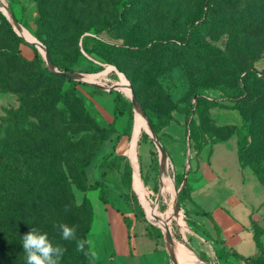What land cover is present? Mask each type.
Here are the masks:
<instances>
[{
    "label": "rangeland",
    "instance_id": "1",
    "mask_svg": "<svg viewBox=\"0 0 264 264\" xmlns=\"http://www.w3.org/2000/svg\"><path fill=\"white\" fill-rule=\"evenodd\" d=\"M0 5L1 161L13 167L20 154L34 153L45 156L47 165L45 172L35 171L21 183L23 189L30 187L31 197L17 196L21 198L5 227L9 235L0 231V264H82L79 241L89 212L82 201L88 176L93 177L110 155L99 159L94 169L92 161L84 177L78 163L92 142L101 139L104 144L113 137V143L116 134L111 127L126 138V154L118 157L122 163L116 169L121 181L112 202L132 223L151 229L169 264L176 263L167 228L173 241L210 264L189 248L202 242L187 207L198 187L193 182L214 187L227 211L264 247V140L262 150L253 153L245 144L252 131L243 125V119L264 117V0H0ZM1 8L15 17L27 36L35 38L37 30L72 73L87 76L74 81L72 98L65 104L54 96L69 90L70 84L62 78L40 81L41 71L50 72L44 53L25 42H31L29 37L17 32ZM203 23L196 34L194 27ZM97 42L121 49L101 48ZM246 71L257 75L252 92L245 85V98L229 101L219 87L243 88ZM120 79L126 80L129 91H109ZM130 88L146 120L136 132ZM197 93L216 105L191 113ZM9 111L14 112L12 119ZM120 111L124 117L118 116ZM170 118L169 125L180 129L172 133L170 128V138L184 136L185 143L184 164L177 168L168 156L162 160L158 147L167 141L149 124L158 128ZM25 125L44 130L45 139L38 143L18 134L15 129ZM82 134L86 141L77 138ZM139 139L146 149L141 159ZM239 144L244 145L240 154ZM173 149L182 147L174 144ZM105 150L106 145L95 159ZM250 163L260 166V179ZM54 164L66 173L68 169L66 181L55 180ZM11 177L6 176V182ZM226 254L230 253L223 249L217 252L220 257ZM257 264H264V258Z\"/></svg>",
    "mask_w": 264,
    "mask_h": 264
},
{
    "label": "crops",
    "instance_id": "2",
    "mask_svg": "<svg viewBox=\"0 0 264 264\" xmlns=\"http://www.w3.org/2000/svg\"><path fill=\"white\" fill-rule=\"evenodd\" d=\"M124 117V115L122 116ZM169 125L162 132L167 142H162L166 154L170 161L177 168L179 164H184V136H174L170 138V128L172 133H180V129L172 128ZM119 133L121 131L117 129ZM117 135V134H116ZM111 140V137L102 147L106 145L105 153L98 159L93 160L91 166L94 169L95 164L105 154L111 157L125 156L126 138L121 136L119 140ZM174 144L181 145L182 149L177 151L173 149ZM137 154L140 159L145 155V148L138 146ZM165 154V152H164ZM97 156V155H96ZM95 156V157H96ZM100 163V162H99ZM98 163V164H99ZM90 166V167H91ZM95 181H102L106 189L109 190L108 203H103L99 199L97 190L86 192L92 212L93 220L90 231L87 235V244L96 264H169L166 256L162 252L158 240L149 234L147 227L131 222L130 228H127L123 215L119 212L118 206L113 204L112 197L117 185L120 184L121 174L114 170L106 175L105 180L101 179L99 166L94 176H88L89 184ZM192 184L198 186L192 193L191 200L187 207L191 210V217L195 225L199 227L197 235L202 241L199 244L189 246L199 257L207 259L210 264H240L234 256L255 258L259 251L254 240L247 234L235 217L222 204L217 190L214 187H202L199 183ZM198 184V185H197ZM190 206V207H189ZM203 211L207 215H200L198 211ZM180 228L185 229V223L179 216ZM207 239L208 242H205ZM175 250H171L176 264H208L199 260L184 245L176 242ZM181 246V247H180ZM223 249L226 256L217 255L218 250ZM233 254V256L231 255ZM184 258H182V257Z\"/></svg>",
    "mask_w": 264,
    "mask_h": 264
},
{
    "label": "trees",
    "instance_id": "3",
    "mask_svg": "<svg viewBox=\"0 0 264 264\" xmlns=\"http://www.w3.org/2000/svg\"><path fill=\"white\" fill-rule=\"evenodd\" d=\"M124 5H125V3H124ZM205 18L206 17H204L202 19H205ZM38 19H41V18H38ZM38 19H37V21H39ZM203 26H204V23L201 24L200 26L194 27V29H196V31H197L196 34L199 33L203 29ZM34 36L37 40L40 41L41 44H43L45 46L47 53L49 55V59H50L51 63L53 64V66L55 68H57V70L63 71V72H71L69 70L68 65L60 63V61H58L56 59V57L54 56V51L47 45L46 40L44 41V39L41 38V35L39 32H37V30L34 31ZM97 44L101 48H105V49L117 50V51L121 49L120 47L111 48L110 46H108L107 44L102 43V42H97ZM46 78L50 79V80H56V79L62 78L70 84V89L65 91L64 93H62L61 91H56L54 99L58 103L65 104L67 101V98H70V99L72 98L71 93H72V90L74 89V84H75L74 81L68 80L64 77L57 75V74L49 72L47 69H44L43 71H41L40 81H44V80H46ZM256 79H257L256 74H253V73L246 71L245 75L242 76L243 88L242 87H240L241 89L235 88V87L228 88L225 86H221L219 88L227 96V99L229 101L242 100L243 98H245V97H243V91L244 92L246 91L245 85L248 87L247 90L252 92V89L254 86L253 82ZM214 105H216V101L209 100L206 97H204L203 95L197 93L194 95L193 102L191 103V113H200L201 111H204V110L206 111L209 108L213 107ZM13 113L14 112L9 113V116L11 119L13 118V116H12ZM123 115H124V111H120L118 114L119 117H121ZM253 118L248 119V120L243 119V125L246 127H249L252 131L253 136H252L251 140L245 142V144L254 153L256 151L262 150L261 149L262 148L261 147L262 146L261 140H264V117L253 116ZM170 121H172L171 118L168 120H165L160 125V127H158V128H154L151 123H149V124L151 126V129H153V131L156 134H159L166 127L169 126ZM111 128L113 130V133L117 134L116 140L120 139L122 134L117 131L116 127H111ZM15 130L18 131V134L24 135L26 137H27V135L33 137L38 143L42 142L45 139L44 130H41V129L33 126V125H30V126L25 125V127H17ZM52 130L53 129L50 127L49 131H52ZM77 138L80 139L81 141H86L88 137L86 136V134H82V135H77ZM102 140H104V138ZM139 142H140V139L138 140V146L140 145ZM102 146H103V143L101 142V139L94 141L90 144V149L88 151V154L83 156L78 163V170H79L80 176L84 177L85 169L94 160L96 154L99 152V150L101 149ZM243 150H244V145L239 144V146H238L239 154ZM1 153H3V150L1 151ZM19 156H20V159H18L17 165H15L13 167H9V166H6L2 163V161H1L2 155L0 154V231L1 232L3 231L7 235H9V234H8V232H6L5 227H6V224L9 223V220H8L9 212H10V210L13 209L17 199L21 198V197H17V196L24 194L25 198L31 197L30 187L23 189L21 186V183H23L24 180H26V177H32L34 175L35 171L43 173L47 169V165L45 164L46 163V161H45L46 157L45 156L39 155L38 157H36L34 155V153L29 154V155L20 154ZM118 157H122V159H124V156L111 157V155H110L108 160H105L103 162V164L101 166H99L100 167L99 170L101 173V179L102 180H105L106 175L108 173H110L116 169H120V163H122V162L119 161ZM116 158L118 159V161ZM250 166L252 167L253 171L255 172V175L260 179V176H261L260 166L257 165L256 163H250ZM123 168H124V170H127V172H129V167H128V164H126V162L123 163ZM54 170H55V172L58 171L57 177H55V180L58 179L59 181H62V182L67 180L68 169H67V173H66V170L61 165L54 164ZM9 174L12 175L11 180H10V182H6L5 178ZM123 184L126 187L130 186V183L128 181H126V182L123 181ZM89 190H98L99 199L105 204L108 203V198L106 196V192L108 195L109 190L106 189V187L102 181H95L92 184H89V182H88L86 192ZM20 191H22V192H20ZM82 201L88 205V211L89 212H88V219L86 222V226L80 235V241H79L81 263L82 264H96L94 259H93L92 254L89 250L88 244H87V235H88L90 228H91V224H92V220H93V212H92L91 204H90L88 198L84 197ZM198 214L207 215L206 213H204L203 211H200V210L198 211ZM123 220H124L127 228H130V225H131L130 220L127 219V217H123ZM149 234L153 235L151 233V229L149 230ZM153 237L156 240L158 239L154 235H153ZM254 242H255V245L259 251V255L256 258H250V257L247 258V257H240L237 255H234L239 260L240 264H257L259 261V258H261V257H262V259L264 258L263 244L258 239L255 240ZM183 262H184V264H187L185 261H183Z\"/></svg>",
    "mask_w": 264,
    "mask_h": 264
},
{
    "label": "bare ground",
    "instance_id": "4",
    "mask_svg": "<svg viewBox=\"0 0 264 264\" xmlns=\"http://www.w3.org/2000/svg\"><path fill=\"white\" fill-rule=\"evenodd\" d=\"M1 6V5H0ZM1 11L4 13V15L6 16V18L15 26V28H16V30H17V32L20 34V35H22L24 38H28L29 37V39H30V41L31 42H33V43H35L36 41H38L37 39H35L32 35H30V36H27L28 34L25 32V29L23 28V27H16V25L14 24V22L12 21V17H11V13L7 10V9H5V8H1ZM28 40V39H27ZM38 49L40 50V51H42V53H44V49L42 48V47H38ZM81 79L83 78V79H87V76H81L80 77ZM117 89H120V90H123V91H125V92H128L129 90H128V84H127V82H126V80L125 79H123V80H119L118 82H117V84H116V86H115ZM136 120H135V132L136 131H138L137 129H138V126L140 125V123H144V124H146V120H145V118H144V116L142 115V113H141V111H140V109L139 108H137L136 109ZM159 151H160V154H161V157H162V160L164 161L165 160V154H164V148L159 144ZM136 182V181H135ZM134 185H135V187H136V190L140 193V189H139V187H138V185H136V183H134ZM143 198V197H142ZM174 200H175V190H174V188H173V190H172V201L174 202ZM143 201H144V203L145 204H147V201H146V199L145 198H143ZM171 209H172V206H170L169 207V209L167 210V212L165 213V217H167L168 215H169V213L171 212ZM168 231H169V229L167 228L166 230H165V233L167 232V239H169V248H171V250H175V246L173 245V243H175L171 238H170V236H169V233H168ZM175 245H177V246H179L178 244H176L175 243ZM181 247V246H180ZM182 257V256H181ZM183 258V257H182ZM184 259V258H183Z\"/></svg>",
    "mask_w": 264,
    "mask_h": 264
},
{
    "label": "water",
    "instance_id": "5",
    "mask_svg": "<svg viewBox=\"0 0 264 264\" xmlns=\"http://www.w3.org/2000/svg\"><path fill=\"white\" fill-rule=\"evenodd\" d=\"M11 17H12V21L14 22V24L16 25V27L19 28L21 25L17 22V20L15 19V17H13L12 15H11ZM24 40H25V39H24ZM25 42L28 43V44H30V45H33V46L36 47L37 49H38L39 46L42 47V48L44 49L43 57H44V60H45V62H46V64H47V67H48V69L50 70V72H52V73H54V74H57V75H59V76H61V77H64V78H66V79H68V80H72V81H83V80L80 78V77H81V74H80V73H72V72L58 71V70L53 66V64L51 63V61H50V59H49V55H48V53H47L45 47H44L39 41H36L35 43H33V42H29V41H26V40H25ZM115 89H116L115 86H112V87H110L109 91H110V90H115ZM130 89H131V88H130ZM116 90H117V89H116ZM131 93H132V99H131V101H132L133 107H134V109H137L138 107H137L136 100H135V96H134V94H133V92H132V89H131ZM151 131H152V130H151ZM152 134H153V132H152ZM153 139H154V143H155V141H157V140L154 138V135H153ZM164 152H165V156H167L165 150H164ZM166 240L169 242V239H166Z\"/></svg>",
    "mask_w": 264,
    "mask_h": 264
},
{
    "label": "built area",
    "instance_id": "6",
    "mask_svg": "<svg viewBox=\"0 0 264 264\" xmlns=\"http://www.w3.org/2000/svg\"><path fill=\"white\" fill-rule=\"evenodd\" d=\"M189 150H190V146H189V141L187 140V159H189Z\"/></svg>",
    "mask_w": 264,
    "mask_h": 264
}]
</instances>
